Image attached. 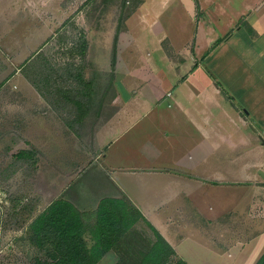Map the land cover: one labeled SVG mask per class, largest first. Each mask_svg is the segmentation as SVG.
<instances>
[{"label":"crops","instance_id":"1","mask_svg":"<svg viewBox=\"0 0 264 264\" xmlns=\"http://www.w3.org/2000/svg\"><path fill=\"white\" fill-rule=\"evenodd\" d=\"M173 1L196 21L195 39L175 48L167 19L164 27L151 23L163 10H144L142 0L136 52L138 42L151 38L159 49L164 36L176 56L164 53L170 73L154 69L152 60L138 61L135 90L117 93L114 110L100 102L95 114L104 119L94 130L92 162L98 166L60 195L85 215L100 199L124 194L188 264H255L264 253V0ZM7 2L28 10L29 0H0L1 11ZM218 25L225 30H215ZM128 67L120 70H128L123 81ZM164 80L174 85L165 107L156 91ZM89 236L86 231L84 239Z\"/></svg>","mask_w":264,"mask_h":264},{"label":"rangeland","instance_id":"2","mask_svg":"<svg viewBox=\"0 0 264 264\" xmlns=\"http://www.w3.org/2000/svg\"><path fill=\"white\" fill-rule=\"evenodd\" d=\"M163 1L146 0L144 10H163L151 23L157 26L161 22L164 27L167 19L179 49L188 38L191 42L195 39L196 21L186 18L177 1ZM28 3L27 12L21 11L22 4L17 2L11 3V7H18L17 13L7 10L8 2L2 3L6 11L0 10V264H32L40 252L30 241L28 225L50 203L62 198L60 193L76 176L84 171L85 178L89 177L98 166L92 162L97 151L94 130L104 119L95 114L100 102L114 110L117 93L126 97V92L135 90L138 61L152 60L154 69L165 74L170 70L164 67L167 61L163 56L176 58L164 36L159 49L151 38L149 43L138 42L142 48L136 52V34L144 30L136 20L142 0ZM172 11L175 19L167 18ZM138 19L143 23V18ZM218 28L225 30L223 25L215 30ZM81 41L86 43L84 57L76 50ZM124 46L127 49L122 51ZM197 52H192L193 57H198ZM120 54L124 62L119 60ZM125 64L130 74L123 81L128 70H120ZM192 65L189 61V69ZM197 67L204 72L202 66ZM78 68L82 82L75 78ZM83 81L91 82L90 92ZM173 86L165 80L156 86L164 107L171 100L166 93L172 92ZM21 151L28 157L18 159ZM260 214V210L255 211L253 216ZM128 240L136 243V234ZM90 241L89 236L86 242ZM136 252V247L123 246L119 253L106 254L97 264H116L117 254Z\"/></svg>","mask_w":264,"mask_h":264},{"label":"trees","instance_id":"3","mask_svg":"<svg viewBox=\"0 0 264 264\" xmlns=\"http://www.w3.org/2000/svg\"><path fill=\"white\" fill-rule=\"evenodd\" d=\"M194 1L197 6L196 0ZM76 50L84 57L85 41H81ZM113 65L112 58L111 67ZM80 76L81 69L78 68L75 78L82 82ZM83 83L89 91L91 82ZM87 97L90 100L89 94ZM81 103L77 101L78 105ZM16 156L18 159L28 157L22 151ZM86 218H91L89 227L84 223ZM142 223L150 233L140 226ZM28 226L31 231L30 241L40 252L34 256L32 264H97L108 251L119 253L123 246L129 249L136 247L137 252L117 254L116 264H188L175 253L124 194L116 198L100 199L95 211L85 215L64 198H58ZM139 226L142 228L139 229ZM86 231L90 234V244L84 239ZM134 234L136 243L133 244L128 236ZM255 264H264V253Z\"/></svg>","mask_w":264,"mask_h":264},{"label":"water","instance_id":"4","mask_svg":"<svg viewBox=\"0 0 264 264\" xmlns=\"http://www.w3.org/2000/svg\"><path fill=\"white\" fill-rule=\"evenodd\" d=\"M210 72V71H209Z\"/></svg>","mask_w":264,"mask_h":264}]
</instances>
